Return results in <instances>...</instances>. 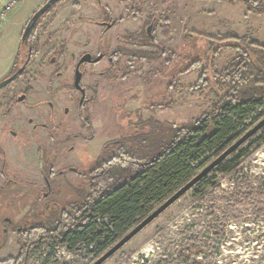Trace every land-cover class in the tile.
<instances>
[{
    "label": "rangeland",
    "instance_id": "374dc122",
    "mask_svg": "<svg viewBox=\"0 0 264 264\" xmlns=\"http://www.w3.org/2000/svg\"><path fill=\"white\" fill-rule=\"evenodd\" d=\"M47 1L21 0L5 11L13 19L3 14L6 18L0 24V74L8 71L1 79L13 66L8 64L10 60L15 62L29 20ZM101 2L112 9L114 18L126 15L133 7L119 0ZM136 2L135 19L107 35L96 0H65L58 4L41 20L38 62L23 81L0 92L1 100L21 93L29 83L37 88L45 82L40 74L47 78L54 70L51 58L62 54L69 62L71 53L79 52V43L86 39L87 49L92 52L107 45L109 54L119 45L131 52H157V48L117 41L125 31H139L156 17L157 41L165 49V56L137 62L135 57H121L116 67L105 62L99 68H108V79L102 81L104 86L92 102V134L83 130L79 119L71 117L68 130L58 132L59 146L45 140L48 150L60 148L55 169L62 173L49 184L53 190L47 198H41L46 189L36 146L18 145L24 141L22 134L10 141L7 158L11 163L4 169L6 177L0 164V259L18 254V227L40 223L55 204L63 207L76 200L72 187L87 183L78 172L89 170L90 154L95 159L105 142L146 132L150 120L180 127L209 112L226 92L218 87V78L238 55L231 47L238 44L223 43L224 39L249 36L264 45V15L249 12L244 0ZM79 30L81 38L76 36ZM129 62L137 64L130 68ZM30 77H34L32 81ZM261 112L264 114V108ZM262 118L258 116L249 125L253 127ZM71 134L91 137L93 149L81 151L79 143L84 141H70ZM71 145L77 148L70 150ZM55 154L56 151L52 162ZM3 185L7 186L5 190L1 189ZM200 192L201 196L194 190L184 195L105 264H173L180 254L188 257L190 264H264V145L232 173L212 172ZM236 193L242 195L234 197ZM96 260L88 253L74 254L66 246L47 241L32 250L26 264H93Z\"/></svg>",
    "mask_w": 264,
    "mask_h": 264
},
{
    "label": "trees",
    "instance_id": "16d2710c",
    "mask_svg": "<svg viewBox=\"0 0 264 264\" xmlns=\"http://www.w3.org/2000/svg\"><path fill=\"white\" fill-rule=\"evenodd\" d=\"M244 2L249 12L264 15V0ZM38 24L21 42L13 71L21 62V51L32 45ZM128 38L134 42L143 35ZM230 41L238 44L231 45L238 55L218 78V87L226 92L209 112L180 127L150 120L148 131L112 142L102 161L86 175L89 189L86 184L73 187L75 201L52 209L40 225L18 227L19 252L0 259V264H26L32 250L47 241L98 259L247 132L252 127L249 122L264 117V45L249 36L227 38L223 43ZM130 53L135 62L165 54L161 49ZM263 145L264 129L214 171L232 173ZM206 178L193 189L198 196L203 194L200 189ZM190 262L180 254L173 264Z\"/></svg>",
    "mask_w": 264,
    "mask_h": 264
},
{
    "label": "flooded vegetation",
    "instance_id": "af4514ba",
    "mask_svg": "<svg viewBox=\"0 0 264 264\" xmlns=\"http://www.w3.org/2000/svg\"><path fill=\"white\" fill-rule=\"evenodd\" d=\"M119 1L122 3L132 4L133 7L126 15L123 14L118 18H114L112 9L104 5L101 0H96L97 6L99 7L102 15L103 21L101 26L104 28L105 35L127 22L129 19H135L136 0ZM57 5H55L45 16L51 13ZM45 16L43 18H45ZM155 18L156 17L153 16L139 31H125L123 35L117 39V41L130 43L134 46L161 49L166 54L165 49L159 45L157 41V30L154 21ZM41 20L38 24V29L36 30V36L33 37V41L31 43L32 45H28L21 51L20 64L13 71V63V66L8 74L2 78L0 82L10 78L26 65L25 69L12 83L1 89L0 92L14 86L20 81H23L26 77H28L30 68L38 62L39 56L41 55V48L39 46ZM92 22L93 20L89 21V23ZM81 25L82 22H79L78 26L80 29H82ZM135 34H142L143 39L130 42L128 37ZM82 35V31H77V37L81 38ZM146 39L148 41H146ZM101 42H105V39H102ZM79 44H82L79 45L81 49L79 52L73 51L71 53L69 62H66L62 54L51 58L50 66H54V70L47 78L44 76V73L40 74V76H42V80H45L43 84L38 85L36 88L33 83H29L24 85V89L21 93L12 94L0 100V164L2 165V174L6 177L4 169L6 166H10L11 163L7 158L8 151H11L10 141L12 140L14 142L13 138L22 134L24 136V141L18 145L24 146V144L32 143L36 146L35 148H37V154L39 155L37 161L39 162L40 171L44 176L46 189L44 193L42 192L43 194L41 198H47L46 196H48V194L53 190L49 189V184H52L55 178L62 174L61 171H57V169H55V165L57 164V161H59V157L61 155V150L59 147L56 148L55 146L50 147L51 149L48 150L45 147V140H50L53 145L55 144L56 146H59L61 140L57 139L58 134L60 132L65 133L68 130L69 123L73 118L79 119L83 130L87 133L90 131L89 134H92V123L90 117L93 111L92 102L96 100L104 86L102 81L104 79H108V68L106 70L100 68L104 67L105 62H109L111 67H116L120 63L121 57L134 58L133 54L130 53L129 50H125L120 45L116 47L113 53L109 54L108 45L106 47L101 46L96 51L92 52L91 49H87V39L84 43L80 42ZM61 49L63 50V47H61ZM136 64L137 63L135 62H129L128 66L130 68H134ZM99 69L101 71H99ZM33 78L34 77H30V81H32ZM18 106L20 108L16 109ZM7 126L9 127V131H6V128H8ZM45 136H48V139H46ZM79 139L84 141L79 143L81 151L85 148L87 150L88 147H90L91 150L93 149L91 145V137L86 135L82 136L81 134H71L69 137V140L74 142ZM122 140L123 139H117L105 142L95 159L92 154H90L89 160L91 163L89 170L87 172L80 171L78 172L79 175L86 179L87 173L102 161L103 155L109 148L110 144L112 142ZM76 148L77 147L75 145H71L70 150H75ZM55 151V158L52 162V154H54ZM24 154L26 155V152ZM4 182L7 184V181ZM6 187L7 186L3 185L1 189L5 190ZM48 206L49 204L47 207ZM58 206V204H55V207L52 209H55ZM43 220L44 216L42 217V221L40 223L29 225H40L44 222ZM6 224L11 225L9 222H6ZM5 232L7 233L6 229Z\"/></svg>",
    "mask_w": 264,
    "mask_h": 264
},
{
    "label": "water",
    "instance_id": "95a60500",
    "mask_svg": "<svg viewBox=\"0 0 264 264\" xmlns=\"http://www.w3.org/2000/svg\"><path fill=\"white\" fill-rule=\"evenodd\" d=\"M64 0H48L38 11L34 13L32 18L29 20L23 35L22 43H25L28 39L29 34L38 24V22L58 3ZM26 65L23 66L17 73H15L10 78L0 82V90L12 83L17 76L25 69ZM264 129V117L251 127L247 132H245L239 139L233 142L222 154L215 158L209 165H207L202 171H200L190 182H188L184 187L172 195L168 200H166L161 206H159L154 212H152L148 217H146L142 222L136 225L128 234L121 238L116 244L109 248L102 256H100L93 264H105L110 258L121 251L128 243H130L136 236H138L142 231H144L150 224H152L159 216H161L165 211H167L171 206H173L177 201H179L184 195L189 193L194 187L201 182L204 178L210 175L215 169H217L221 164H223L227 159H229L234 153L241 149L245 144H247L251 139H253L257 134H259Z\"/></svg>",
    "mask_w": 264,
    "mask_h": 264
},
{
    "label": "crops",
    "instance_id": "0c3cea01",
    "mask_svg": "<svg viewBox=\"0 0 264 264\" xmlns=\"http://www.w3.org/2000/svg\"><path fill=\"white\" fill-rule=\"evenodd\" d=\"M11 0H0V24H2V21L3 20H5V18H6V16H8V15H6V16H4V15H2L1 13H2V10L4 9V7L10 2ZM4 16V17H3ZM9 17V19H13V17L11 18V15H9L8 16ZM12 59L10 60V62L8 63L9 64V66L10 65H12ZM10 67H8V69H9ZM8 71V70H7ZM6 71V72H7ZM6 72L5 73H3V74H0V79H1V77L4 75V74H6Z\"/></svg>",
    "mask_w": 264,
    "mask_h": 264
},
{
    "label": "built area",
    "instance_id": "2783aa9c",
    "mask_svg": "<svg viewBox=\"0 0 264 264\" xmlns=\"http://www.w3.org/2000/svg\"><path fill=\"white\" fill-rule=\"evenodd\" d=\"M21 0H11L3 9L2 15L5 14V11H8L12 9L14 6H16Z\"/></svg>",
    "mask_w": 264,
    "mask_h": 264
}]
</instances>
